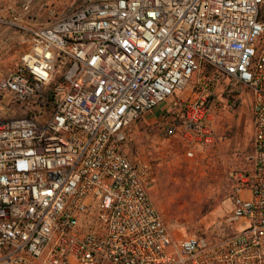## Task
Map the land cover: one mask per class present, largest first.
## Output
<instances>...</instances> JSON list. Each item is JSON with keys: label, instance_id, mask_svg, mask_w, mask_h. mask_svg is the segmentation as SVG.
<instances>
[{"label": "built area", "instance_id": "built-area-1", "mask_svg": "<svg viewBox=\"0 0 264 264\" xmlns=\"http://www.w3.org/2000/svg\"><path fill=\"white\" fill-rule=\"evenodd\" d=\"M41 13L47 26L22 24ZM0 24L30 46L0 80L20 107L0 119V264H264V0H76L64 13L26 0ZM193 79L162 117L167 138L212 142L218 89L251 95L250 167L231 173L215 238L175 237L125 150L128 127Z\"/></svg>", "mask_w": 264, "mask_h": 264}, {"label": "rangeland", "instance_id": "rangeland-1", "mask_svg": "<svg viewBox=\"0 0 264 264\" xmlns=\"http://www.w3.org/2000/svg\"><path fill=\"white\" fill-rule=\"evenodd\" d=\"M25 1L12 0L7 11L20 9ZM48 2L58 13L67 12L76 4V0ZM41 15L30 20H37ZM46 21L47 17L41 16L38 24ZM21 43L27 46V51L15 52L11 58L0 49V80L14 71L29 51V44ZM194 82L193 79L157 110L133 122L128 127L125 145L129 159L143 172L163 219L174 236L181 239L194 234L215 238L229 231L226 221L233 208L231 195L235 185L231 173L247 171L248 156L252 152L251 95L236 85H231L232 90L240 92L234 110L226 108L227 100L222 97L227 86L218 89L221 103L209 115L212 142L192 144L181 128L171 138L164 136L163 115L170 111L179 114L178 103L194 96ZM16 116H20V107L0 91V119Z\"/></svg>", "mask_w": 264, "mask_h": 264}, {"label": "crops", "instance_id": "crops-1", "mask_svg": "<svg viewBox=\"0 0 264 264\" xmlns=\"http://www.w3.org/2000/svg\"><path fill=\"white\" fill-rule=\"evenodd\" d=\"M51 1V0H49ZM12 0H0V17H8L9 12L7 11L9 7L12 6ZM18 9V8H15ZM43 15L47 17V21L42 24H38L39 19L38 17L37 20H30L29 18L24 19L22 21V24L26 25H32L34 27H40V26H47L51 19L49 16L45 13H42ZM24 36L21 35V32L15 29L14 27H7L2 24H0V49L2 53L6 56H9V58L13 57L15 52L27 51V46L22 45L21 42H24ZM4 56V57H5Z\"/></svg>", "mask_w": 264, "mask_h": 264}, {"label": "trees", "instance_id": "trees-1", "mask_svg": "<svg viewBox=\"0 0 264 264\" xmlns=\"http://www.w3.org/2000/svg\"><path fill=\"white\" fill-rule=\"evenodd\" d=\"M239 94H240L239 91L232 90L231 86H229L224 91L223 96L228 101H237L238 103Z\"/></svg>", "mask_w": 264, "mask_h": 264}]
</instances>
